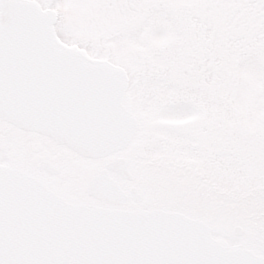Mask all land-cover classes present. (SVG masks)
I'll use <instances>...</instances> for the list:
<instances>
[{
    "label": "snow or ice",
    "instance_id": "1",
    "mask_svg": "<svg viewBox=\"0 0 264 264\" xmlns=\"http://www.w3.org/2000/svg\"><path fill=\"white\" fill-rule=\"evenodd\" d=\"M0 264H264V0H0Z\"/></svg>",
    "mask_w": 264,
    "mask_h": 264
}]
</instances>
